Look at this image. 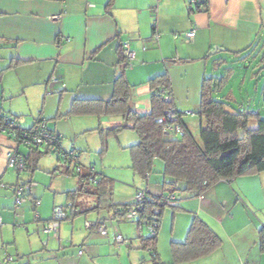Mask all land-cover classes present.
I'll return each mask as SVG.
<instances>
[{
  "label": "crops",
  "instance_id": "0c3cea01",
  "mask_svg": "<svg viewBox=\"0 0 264 264\" xmlns=\"http://www.w3.org/2000/svg\"><path fill=\"white\" fill-rule=\"evenodd\" d=\"M189 1L0 0V71H5L11 63L18 62L4 76L14 72L17 77L14 86L21 92L30 88L31 82H34L42 94L49 95L44 101L41 115L52 118L53 123L48 127L62 134V149L77 151L80 154L79 160L82 158L81 164L86 167L91 165L92 160L89 154L91 146L86 136L97 132L101 137L99 129L105 132L123 125L125 120L121 116L63 117L74 100L107 101L112 94L113 81L124 71L131 86V110L142 116L150 112L147 82L166 73L169 77L168 93L172 106L180 113V110L184 111L182 102L188 100L189 92L179 94L174 84L178 75L181 78L185 76L188 67L196 72L195 78L198 81L194 82L195 95L199 94L200 98L203 78L223 77H206L212 68L223 69L225 74L227 69L231 70L225 68L228 62H244V55L252 56L257 50L261 55L264 53V0H207L206 11L194 12L190 11ZM55 16L57 18L53 19ZM192 30L193 37L186 38V33ZM126 41L135 58L131 65L126 63L128 66L125 67L119 62L117 49L120 43ZM9 85L10 83H4L0 88L1 101L14 98L11 86L10 90L7 89ZM17 105L6 106L7 112L0 108V117H20L19 121L23 123V116L20 115L23 114L22 109ZM197 106L199 107V102ZM254 115L256 114L250 116ZM181 118L183 125L193 135L189 120L185 116ZM256 124L257 121L252 128ZM21 126L23 127L22 124ZM127 127L130 128L131 124H127ZM134 144L136 143H130L125 148ZM96 145L100 150L99 141ZM13 146V141L0 133V264H109L98 260L100 257H108V252L118 254L116 262L111 264H152L146 254L149 251L142 249L143 241L149 238L146 226L138 227V217L135 221L121 219L113 213V208L107 207L106 213L98 209L91 211L97 206H105H95L93 191L86 189L90 185L82 183L77 176L74 178V185L57 175L50 178L45 190L33 186L34 189H30L25 202L16 212L11 188L18 184L33 183L36 170L17 174L6 167V152ZM21 150L19 147V152L26 156L30 152L28 149ZM106 154L101 149L99 155L102 159ZM162 167V163L155 160L147 181L138 177L129 190V195L111 204H130L134 192L142 186L155 196L169 192V178L162 176ZM61 168L65 175H69L64 165ZM99 175L104 181L111 180L103 173ZM223 183L226 187L233 185L239 192L242 198L240 203L235 204V199L229 198V194L223 191L226 189ZM39 196L41 204L38 207L34 208L33 202L30 206L26 202L27 198L34 201ZM82 197L91 202H85L86 206H83L77 202ZM222 200L223 203L220 204ZM178 201L177 206H173L177 210L173 209L171 238L174 239L170 244L184 242L181 238L187 234L192 217L199 218L222 239V245L211 254L182 264H264V254L257 245V233L264 225V215H254L252 218V213L250 214L251 208L256 211L264 209V172L221 182L200 196L185 193ZM67 202L73 204L78 215L65 220L66 224L59 225L58 232L51 234V240L58 247L55 248L52 243L48 247V242H45V251L31 262L28 253L34 247L30 237L23 234V230H28L21 227L20 219L24 215L19 212L22 208L31 210L33 215L38 211V220L35 221L46 222L51 218L54 206ZM87 211L89 212L85 213ZM80 214L84 216V222L89 220L102 224L106 235H96L80 227L75 230V218ZM236 216L239 217L236 220L242 218L240 225L231 223ZM159 226L153 255H157L159 264H175L169 245V255H165L163 248L160 250L159 238L163 224ZM116 231L130 243L115 245L113 237ZM75 237L79 240L76 247L73 245ZM122 246L124 247L120 248ZM6 257H12L13 261L4 263L2 260Z\"/></svg>",
  "mask_w": 264,
  "mask_h": 264
},
{
  "label": "trees",
  "instance_id": "16d2710c",
  "mask_svg": "<svg viewBox=\"0 0 264 264\" xmlns=\"http://www.w3.org/2000/svg\"><path fill=\"white\" fill-rule=\"evenodd\" d=\"M206 10L207 0H199V3L190 9L191 12ZM123 43L118 45L117 53L120 64L126 67L128 63L123 55ZM261 61L264 62V56ZM16 64L18 62L11 63L7 70L14 68ZM3 72L4 70L0 71V78ZM230 75L231 70L227 69L220 79L203 78L201 81L197 111L200 120L199 142L183 125L182 114L173 108L172 101L169 106L175 110L178 116L183 128V136L168 140L163 137L161 126L155 123V120L160 118L167 108V104L163 103L159 93L160 89L168 92L169 77L164 73L147 82L150 90V112L140 116L131 110L123 125L105 132L99 129L102 147L105 145V139L109 136L116 135L123 129L132 130L137 137V143L127 147L131 171L139 178L144 179L145 174H149L152 170L154 161L161 162L163 166L161 174L163 177L169 178L167 183L169 192L177 190L200 196L221 182L264 172V121L257 118L256 127L252 128L249 126L250 119L257 115L245 116L242 110L230 111L226 108L227 104L213 99L214 94L221 93L226 87ZM130 93L131 86L127 82L124 71H121L113 81L112 94L107 101L74 100L69 111L63 117L121 116L124 118L127 104L130 101ZM14 118L20 120V117ZM129 123L131 124L130 128L127 127ZM21 128L23 127L21 126ZM29 150L28 155H25L26 170L34 171L43 154L38 150ZM108 186L107 182L100 179L99 184L94 188L93 195L100 201L101 197L106 195ZM130 205L115 206L110 204L108 207L125 209ZM157 206V203L150 201L139 208L138 227L150 220L152 211ZM166 206L177 210L173 205H160L158 206V218ZM99 208L101 207L97 206L91 211ZM220 244V239L199 218L194 217L184 242L170 244L173 263L182 264L205 257L217 250ZM257 245L259 251L264 254V225L257 233ZM155 246L156 236L148 238L142 243V249L146 251L150 249L154 251ZM151 258L152 264H159L157 255H152Z\"/></svg>",
  "mask_w": 264,
  "mask_h": 264
},
{
  "label": "rangeland",
  "instance_id": "374dc122",
  "mask_svg": "<svg viewBox=\"0 0 264 264\" xmlns=\"http://www.w3.org/2000/svg\"><path fill=\"white\" fill-rule=\"evenodd\" d=\"M249 55L246 54L243 56V58L245 59L244 62L237 61L234 63L231 61L230 62L227 61L228 64H226L225 68L228 67V68H231L232 70L231 75L228 80V84L226 85V88H224L223 92L213 96V99L224 102L225 104H227L226 108L233 110V111L241 110L242 108L252 109L250 110V112L258 115V117H251L250 119L249 126L253 127L257 118L264 121V97H263L264 62L261 61V58L262 56H264V53L261 55V53H259V51L257 50V52L254 53L252 56H249ZM3 65L4 64H1V67H4ZM5 72H8V70L6 69L1 75L0 88L4 86V83L6 84L10 83L7 89L10 90L9 87L11 86L13 90L14 98L12 97V99L7 100V101L0 100V108L4 109V111L7 112L8 110L6 106L12 107L13 105L15 106L16 104H18L17 106L19 107L21 106V109H22L21 111L23 113V114H20L23 116V119H24V122L21 123L23 127H27V126L30 127L35 122L34 120L36 119L45 120L47 124L49 125V127H51V124L53 123L52 118L43 117L41 115L44 101L46 98H49V95L45 96L44 94H42L40 90L37 89L34 82H31L30 88H27L24 90V92H21L19 88H16V86H14L17 82L16 81L17 77L15 76L14 72H9L4 76ZM195 73L196 72L194 69H192L191 67H188L186 69V74L183 78L179 77L178 75L176 82L174 80L175 82L174 87L179 94H181V92L183 94H185L187 91L189 92L188 100L185 101V103L182 102L185 107L184 111L180 110V113H182L181 117L185 116V118L189 120L188 122L190 123V128L193 129L192 130L193 137L197 142H199L198 128H199L200 120L197 116V111H198L197 103L199 102V97H198L199 94L197 96L195 95V88H194L195 83L194 82L198 81L195 78ZM206 75H207L206 77H210L211 75L221 77V76H224V70L223 69L214 70L212 68V70H210ZM4 117H13V116L5 115ZM87 120H90V119H87ZM56 132L59 133V131H56ZM94 133L96 134L93 135L91 132L86 136L91 146L89 154H91L90 157L92 158L90 162L91 165H87L86 167L88 166L93 167L95 171L97 172V174L103 173L105 177H109V179H111V180H105V182H107V184L109 185L107 188L108 190H107L106 195L102 196L100 201L96 197H94L95 206L97 204L105 206L103 208H99L98 210L103 213H106L107 207L111 203H114V202L116 203L118 199H125V197L129 195V190L135 184L136 179L138 180V176L134 175L130 169L129 151L125 148L127 145H130V143H137V137L132 130L123 129L120 132H118L116 135H111L110 137L106 138L104 147H101L102 146L101 137L98 135L97 132H94ZM60 135L62 137V134ZM98 141H99V145H101L100 150H98V145H96V142ZM21 149H22L21 151L25 150V148L23 147H21ZM101 149L102 150L104 149V151H106L107 153L104 159H102V157L99 155L101 153ZM81 160L82 158H80L79 160L80 163H82ZM61 166H63V164L61 163L60 160L56 158L54 154H48V155L44 154L42 158L40 159V163L35 169L36 170L34 173L35 177L32 180V182L34 183L33 184L34 187L39 188L40 190L42 189L45 190L44 187H48L47 185L49 184L50 178H52V176L55 177L57 175L63 176L64 179H67L73 182V185H74L75 175H65L63 171H61L63 170ZM223 184L225 185V188H226L225 190L223 189V191L229 194V198L233 197L235 199L234 200L235 204L240 203L239 201H242V198L239 192L234 189L233 185L231 186L229 185L226 187V184L225 183ZM223 184L222 186H224ZM86 189L90 190L91 192L94 191V188H92L91 186H86ZM77 196H75V198ZM83 196H88V195H83ZM36 200H38L41 204L40 196H39V199L36 198ZM26 202H29V206H30L33 200H31V198H27ZM77 202L81 203L83 206L84 205L86 206L85 202H91V200L85 199L84 197H82V198H78ZM178 202L179 201H177L176 203L172 205L177 206ZM222 203H223V200L220 202V204ZM259 203L260 205H262L260 200H259ZM64 205L65 204L56 205V206H64ZM22 210L19 212V214L24 215L23 219L22 218H21L22 220L20 219L21 227L26 228L28 230L27 232L23 230L24 231L23 234L24 235L26 234L30 237V241H32V244L34 247L28 253V255L30 256V261L32 262L37 259V257L39 256V253H42L45 251L46 246L43 245L45 242H48L47 243L48 247L50 243H52L55 248H57L58 245L57 243H54L53 240H51V234L46 236L42 233L41 227L44 224V222H36L33 219V212L31 210H26L25 208H22ZM254 210L255 208H251L250 214L252 213V218H254V215L255 217L264 215V212H263L264 209H260L257 211L256 210L254 211ZM162 214H161L162 216L159 217L160 224H158V225L163 224V231L161 228H159V231L161 229V237L159 238L160 245H161L160 250H162L163 248V251H165V255L167 256L169 255L168 245L170 246V241L174 239V238H171L172 237L171 231L174 225L173 208H171L170 206L164 207ZM238 218L239 217L236 216V218L231 223H236L240 225L242 223V218L240 220H236ZM75 219L77 220L75 224V230L78 227H80L82 230H86L83 227L84 216L80 214V216H77ZM192 220H193V217H192ZM86 221H89V220H86ZM253 221H255V219H253ZM63 222H61L60 225L66 224L67 221H63ZM146 233L148 232L146 231ZM115 234L120 235L123 239H125L128 243H130L128 239L124 238L117 231L115 232ZM185 238H186V235L184 236V238H181L182 239L181 241H184ZM22 240H23L22 243L24 245L25 244L24 237ZM220 240H221V245H222V239ZM73 241L75 242L73 244L75 247L79 245V242H78L79 240L77 237H75ZM123 247L124 246L120 248H123ZM79 252H81V250ZM146 254L148 256V260L151 261L152 254L150 252H146ZM107 255L108 257H100L98 260L109 263V264L116 262L117 255H118L117 253L115 254L114 252L112 253L108 252Z\"/></svg>",
  "mask_w": 264,
  "mask_h": 264
},
{
  "label": "built area",
  "instance_id": "2783aa9c",
  "mask_svg": "<svg viewBox=\"0 0 264 264\" xmlns=\"http://www.w3.org/2000/svg\"><path fill=\"white\" fill-rule=\"evenodd\" d=\"M199 3V0H190V9L195 4ZM56 19L57 16L52 17ZM194 35V31L186 33V38H191ZM176 37V36H174ZM123 55L128 63L131 65L134 61L135 54L130 49L129 43L124 42L122 45ZM159 93L162 96L163 103L167 104V108L163 111L162 116L155 120V123L161 126V133L164 138L170 140L183 136V128L179 122L178 116L175 110L169 106L171 97L167 91L160 89ZM245 116L253 114L249 110L243 111ZM0 133L11 139L14 146L6 152V167L13 170L17 174H21L26 171L25 155L19 152V147L25 149L40 150L45 154H54L58 160L67 168L69 175H75L80 178L82 183L96 187L100 182V175L97 174L93 167H85L79 161V155L73 150H63L61 146L62 137L55 130L48 127V124L43 119H37L30 127L21 128L20 121L13 117H2L0 119ZM148 179V173L145 174L144 181ZM34 183L18 184L13 186L11 189L14 195V209L19 211L30 189L34 186ZM175 187H177L174 184ZM4 187V185H1ZM185 193L179 191H170L160 195H152L148 189L144 186L135 191L134 197L131 201V205L125 209L120 207H114L113 213L117 214L121 219L125 221H135L138 217V210L144 204L151 202L160 205H172L176 203L180 197ZM33 207H38L40 202L34 200L32 203ZM155 207L152 211V216L148 222H144L146 226L149 238H154L158 229V213L159 207ZM77 210L73 204L67 202L64 206H54L52 209L51 218L44 222L41 227L42 233L45 235L56 234L61 222L70 219L72 216L77 215ZM23 217V216H22ZM34 220H38L37 212H34ZM0 220V226H1ZM84 228L87 231H92L95 234L105 236L106 230L102 224L95 221H85ZM115 245L128 244L120 235L113 237ZM149 252L153 255V250ZM81 252H79L80 254ZM12 257L4 258V263L12 262Z\"/></svg>",
  "mask_w": 264,
  "mask_h": 264
},
{
  "label": "water",
  "instance_id": "95a60500",
  "mask_svg": "<svg viewBox=\"0 0 264 264\" xmlns=\"http://www.w3.org/2000/svg\"><path fill=\"white\" fill-rule=\"evenodd\" d=\"M124 69V66H122V70ZM131 108H132V102L129 101L128 104H127V110H126V113H125V117H124V120L126 122V118L129 114V112L131 111Z\"/></svg>",
  "mask_w": 264,
  "mask_h": 264
}]
</instances>
